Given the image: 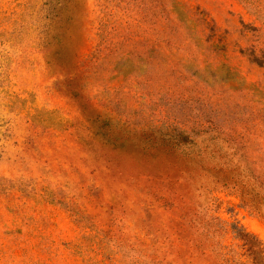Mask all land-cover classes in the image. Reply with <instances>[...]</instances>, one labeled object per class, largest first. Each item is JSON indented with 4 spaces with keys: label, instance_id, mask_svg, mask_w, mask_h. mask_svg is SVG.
<instances>
[{
    "label": "rangeland",
    "instance_id": "obj_1",
    "mask_svg": "<svg viewBox=\"0 0 264 264\" xmlns=\"http://www.w3.org/2000/svg\"><path fill=\"white\" fill-rule=\"evenodd\" d=\"M259 27L241 0H0V264H264V203L174 152L264 164Z\"/></svg>",
    "mask_w": 264,
    "mask_h": 264
},
{
    "label": "trees",
    "instance_id": "obj_2",
    "mask_svg": "<svg viewBox=\"0 0 264 264\" xmlns=\"http://www.w3.org/2000/svg\"><path fill=\"white\" fill-rule=\"evenodd\" d=\"M241 2L244 4L248 14L260 25L259 28H253L254 32H259L261 30L264 32V0H241ZM248 51H250L249 56L252 57V62L257 64L253 59H256L258 55L254 50ZM211 141H214V139L201 140L200 145L204 146L198 147L195 151L190 150V152L186 149H182L180 152H177V150L174 152L187 164L192 161L194 162L193 164L197 167V176L209 177L213 180L214 177L211 176V172L216 170L218 173L225 174L232 179V187L234 189L244 190L253 198H257L264 203V164L260 163L256 165L249 160L247 155L230 153L222 148H215L212 146ZM191 144L196 145L197 143L192 142ZM190 177L191 174L189 172L188 178ZM189 193L195 195L194 197H190L196 198L195 201H193L197 204V209L195 211L204 210L206 212L210 210L216 201V198L212 196L213 191L210 189L198 187L195 189V192L190 191ZM206 193H208V196H204ZM193 202L186 200L185 206H189L188 208H190ZM192 209L194 210L193 207ZM175 223H177L178 230L184 227V223L181 220L175 221ZM175 231L177 230L175 229ZM179 234L180 232H177L174 235H177L179 238ZM237 263L248 264L240 261Z\"/></svg>",
    "mask_w": 264,
    "mask_h": 264
}]
</instances>
